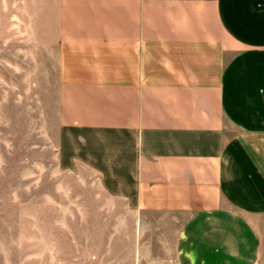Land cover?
<instances>
[{"label": "crops", "instance_id": "crops-1", "mask_svg": "<svg viewBox=\"0 0 264 264\" xmlns=\"http://www.w3.org/2000/svg\"><path fill=\"white\" fill-rule=\"evenodd\" d=\"M18 44L53 182L0 264H264V0H0V174Z\"/></svg>", "mask_w": 264, "mask_h": 264}, {"label": "rangeland", "instance_id": "rangeland-1", "mask_svg": "<svg viewBox=\"0 0 264 264\" xmlns=\"http://www.w3.org/2000/svg\"><path fill=\"white\" fill-rule=\"evenodd\" d=\"M19 34L23 38V33ZM17 52L15 116L12 113L16 119L12 123V126L15 125V137L11 136V139H14V142L11 143V159L6 155V158L1 160L0 185L7 188L9 185L16 186L18 201L11 204L2 202L0 215H27L39 218L44 213L39 200L41 185L51 184L53 179L51 176L42 175L41 172L44 137H42L40 127V81L32 76V73L38 72V67L25 64L22 61L24 59L22 56L26 52L34 56L32 50L18 44ZM7 118L8 114H6ZM1 131L2 139L8 138V128L2 126ZM3 149L4 152L8 151ZM14 156L15 158H13ZM5 194L7 192H1L2 198L5 197Z\"/></svg>", "mask_w": 264, "mask_h": 264}]
</instances>
